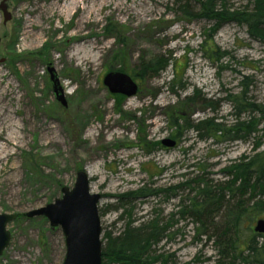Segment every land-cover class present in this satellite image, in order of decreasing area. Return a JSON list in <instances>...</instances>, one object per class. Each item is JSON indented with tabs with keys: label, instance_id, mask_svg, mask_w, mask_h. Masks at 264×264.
I'll use <instances>...</instances> for the list:
<instances>
[{
	"label": "rangeland",
	"instance_id": "1",
	"mask_svg": "<svg viewBox=\"0 0 264 264\" xmlns=\"http://www.w3.org/2000/svg\"><path fill=\"white\" fill-rule=\"evenodd\" d=\"M70 1L5 0L11 14L6 22L0 11V130L8 133L13 119L19 137L0 164V213L21 215L52 202L83 169L90 191L100 195L101 234L117 233V218L123 213L117 196L143 184L174 186L195 175L221 181L224 166L252 155L251 140H199L191 130L173 147L160 143L174 139L166 111L194 89L216 110L202 103L190 105L193 120L224 117L230 124L226 96L239 93L241 81L248 85V98L264 104V47L248 36L245 26L224 23L210 36V22L174 13L185 0ZM225 4L241 8L247 0ZM79 45L84 52H74ZM154 56L166 57L169 66L155 77L133 76L139 59ZM49 68L65 105L56 99ZM122 68L138 90L116 100L102 79ZM142 140L161 147L147 151ZM10 167L16 172L13 187L3 179ZM176 194L134 201L133 218H150L153 208L166 220L181 199L192 195L188 189ZM259 216L250 222V230L244 222L241 237L253 232L255 221L263 218ZM173 219H178L170 230L175 234L159 242L157 254L169 256L168 264H216L219 254L213 239L195 238L190 218ZM7 229L10 240L0 264H62L64 235L45 217L22 215Z\"/></svg>",
	"mask_w": 264,
	"mask_h": 264
},
{
	"label": "trees",
	"instance_id": "2",
	"mask_svg": "<svg viewBox=\"0 0 264 264\" xmlns=\"http://www.w3.org/2000/svg\"><path fill=\"white\" fill-rule=\"evenodd\" d=\"M190 3L197 7L190 9ZM174 13L188 19L210 22V36L224 23L233 22L245 26L248 36L264 47V0H247L246 6L234 9L228 7L225 0H185L178 4ZM211 51L217 54V51ZM169 61L164 56H154L148 60L141 58L133 76L139 79L158 76L169 66ZM118 70L125 71L124 68ZM247 87L241 81L239 93L226 96L231 104L228 110L232 120L230 124L222 121L224 117L190 118L188 106L196 103L209 106L212 112L216 110L210 99L199 95L198 89L168 108L166 116L173 131L171 136L177 143L191 130L199 140H251L253 153L243 155L224 166L220 171L223 176L221 181L195 175L174 186L161 188L154 187L152 183L151 188L143 184L117 196V202L123 209L117 218L121 227L117 233L105 231L101 234V264H168L169 256L157 254L155 247L164 238L171 239L175 234L170 233L178 222V219H173L174 216L190 218L195 226V238L207 236L213 239L219 254L216 264H264V234L253 230L240 236L245 221H248L247 230H250L249 224L255 217L262 214L264 218V149L259 150L264 141V104L250 100ZM171 91L175 93L172 88ZM114 96L116 100L124 98L123 95ZM142 143L147 151L161 147L159 142H153L150 146L148 141L142 140ZM191 167H196V164ZM184 189H188L192 195L181 199L166 220L153 208L149 210L152 217L133 218L134 201L161 195L165 199L175 197L178 190ZM222 213L221 220L215 221ZM22 215L16 214V217Z\"/></svg>",
	"mask_w": 264,
	"mask_h": 264
},
{
	"label": "water",
	"instance_id": "3",
	"mask_svg": "<svg viewBox=\"0 0 264 264\" xmlns=\"http://www.w3.org/2000/svg\"><path fill=\"white\" fill-rule=\"evenodd\" d=\"M3 21L11 18L5 0L0 2ZM49 77L56 99L65 105L61 88L49 68ZM108 91L125 97L137 93L138 86L132 77L122 71H109L102 79ZM160 143L173 147L176 140L163 138ZM88 174L78 169L75 181L71 187L62 186L61 195L36 209L24 213L28 218L45 217L51 227H59L64 235L65 255L62 264H101V225L98 212L100 195L92 193L89 186ZM16 218L14 213H0V255L8 246L10 232L7 224ZM253 230L264 234V218L255 221Z\"/></svg>",
	"mask_w": 264,
	"mask_h": 264
},
{
	"label": "bare ground",
	"instance_id": "4",
	"mask_svg": "<svg viewBox=\"0 0 264 264\" xmlns=\"http://www.w3.org/2000/svg\"><path fill=\"white\" fill-rule=\"evenodd\" d=\"M76 0H71L70 3L71 4H76ZM67 9H65L64 11H66ZM30 35V34H29ZM84 46L82 45H79L77 47L76 50H74V52H77V53H82L84 52ZM77 53H74V54H77ZM91 56V55H90ZM0 115L3 114V110H2V107L0 108ZM10 125L11 127H9L8 129V133L4 132V130H0V164L4 158V156H6L9 152H8V148L9 147H12V146H16V142L17 140L19 139L18 135L16 134V128H17V124L15 121H13V119L10 121ZM45 136V133L43 134ZM52 135V132L51 134ZM56 141V140H55ZM3 179L4 181H6L7 185L8 186H11L13 187V185L15 184L16 182V172H15V168L14 167H10V169L8 171H6L3 175ZM21 264H24V263H21Z\"/></svg>",
	"mask_w": 264,
	"mask_h": 264
}]
</instances>
